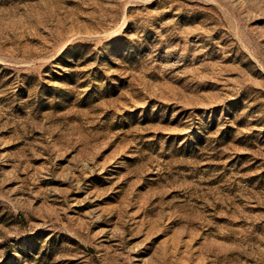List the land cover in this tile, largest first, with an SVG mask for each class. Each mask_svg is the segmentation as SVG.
Masks as SVG:
<instances>
[{
  "label": "rangeland",
  "instance_id": "obj_1",
  "mask_svg": "<svg viewBox=\"0 0 264 264\" xmlns=\"http://www.w3.org/2000/svg\"><path fill=\"white\" fill-rule=\"evenodd\" d=\"M0 264H264V0H0Z\"/></svg>",
  "mask_w": 264,
  "mask_h": 264
}]
</instances>
